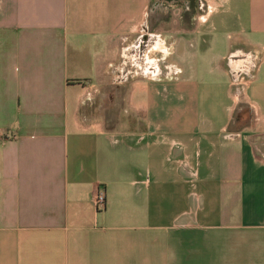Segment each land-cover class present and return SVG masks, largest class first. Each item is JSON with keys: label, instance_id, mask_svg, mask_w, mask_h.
I'll return each instance as SVG.
<instances>
[{"label": "crops", "instance_id": "0c3cea01", "mask_svg": "<svg viewBox=\"0 0 264 264\" xmlns=\"http://www.w3.org/2000/svg\"><path fill=\"white\" fill-rule=\"evenodd\" d=\"M0 264H264V0H0Z\"/></svg>", "mask_w": 264, "mask_h": 264}, {"label": "built area", "instance_id": "2783aa9c", "mask_svg": "<svg viewBox=\"0 0 264 264\" xmlns=\"http://www.w3.org/2000/svg\"><path fill=\"white\" fill-rule=\"evenodd\" d=\"M105 192L103 189H100L97 191L95 197H94V205L96 210H103L105 208Z\"/></svg>", "mask_w": 264, "mask_h": 264}]
</instances>
